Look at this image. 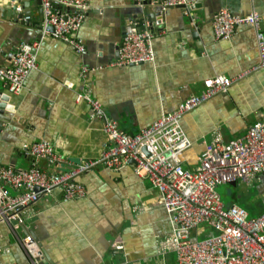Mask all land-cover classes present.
<instances>
[{"label":"crops","instance_id":"obj_1","mask_svg":"<svg viewBox=\"0 0 264 264\" xmlns=\"http://www.w3.org/2000/svg\"><path fill=\"white\" fill-rule=\"evenodd\" d=\"M163 1L89 0L85 22L75 34L83 48L78 53L44 30L40 0H0V66L21 44L34 46L37 61L16 94L0 79V167L28 170L32 160L24 149L38 142L47 143L63 161L60 166L40 161L37 167L46 173L96 164L74 179L83 197L65 200L56 188L23 212L17 230L0 222V264H32L21 245L26 235L40 254L35 264H177L175 253H159L173 224L150 180L134 173L133 162L119 170L100 164L111 143L104 120L86 97L101 106L105 121L119 132L139 133L199 94L205 80L232 79L258 63L251 27L216 41L212 20L222 9L240 16L256 12L264 34V0H186L185 6L171 8H164ZM145 29L153 36L154 60L117 66L126 37ZM259 121H264V69L181 119L191 143L181 155V167L196 172L215 134L227 143ZM218 188L224 208L239 207L249 218L263 213L264 173L249 185ZM193 235L205 239L215 232L202 226Z\"/></svg>","mask_w":264,"mask_h":264},{"label":"built area","instance_id":"obj_2","mask_svg":"<svg viewBox=\"0 0 264 264\" xmlns=\"http://www.w3.org/2000/svg\"><path fill=\"white\" fill-rule=\"evenodd\" d=\"M40 1L44 30L51 27L53 38L82 53L75 34L85 22L89 0ZM185 5L186 0L163 1L164 8ZM260 23L256 12L240 16L222 9L216 14L212 20L216 41L229 40L242 26L255 31L258 63L232 79L216 76L205 80L199 94L186 98L174 111L135 135L123 134L113 123L106 122L101 106L85 96L97 117L104 120V131L111 143L103 152L100 164L119 170L133 162L134 173L150 180L173 224L172 232L159 243V253H175L177 264H264V210L259 217L249 218L239 207L224 208L217 191L221 185L236 182L249 185L257 175L264 173V121L254 123L244 136L228 143H223L221 136L215 134L201 154L194 173L185 171L180 161L190 147L181 119L213 97L227 94L233 83L264 69V34L259 32ZM129 36L117 66L152 62V33L145 29ZM33 49V45L21 44L8 64L0 66V79L12 94L21 91L28 74L37 67ZM24 153L32 160L28 170L0 167V222L12 231L22 226L25 210L56 188L63 191L65 200L83 197L85 191L74 179L96 165L86 163L68 171L46 173L37 167L40 161L56 166L63 163L47 143H35L26 147ZM202 226L210 228L215 236L194 238L193 231ZM21 245L35 264L40 254L32 236L26 235ZM115 245L117 250L123 248L120 241Z\"/></svg>","mask_w":264,"mask_h":264},{"label":"water","instance_id":"obj_3","mask_svg":"<svg viewBox=\"0 0 264 264\" xmlns=\"http://www.w3.org/2000/svg\"><path fill=\"white\" fill-rule=\"evenodd\" d=\"M143 5L144 6H147L148 5V3L147 2H143ZM40 6H41V1H40ZM22 8L20 7V8H17V10H21ZM40 14H42V11H40ZM49 30H51V32L53 31V29L50 27V28H48ZM1 109H2V107H0V111H1ZM4 119H3V117L2 116H0V121H3ZM2 128H3V126H2V124H0V131L2 130ZM143 151H145V149H143Z\"/></svg>","mask_w":264,"mask_h":264},{"label":"rangeland","instance_id":"obj_4","mask_svg":"<svg viewBox=\"0 0 264 264\" xmlns=\"http://www.w3.org/2000/svg\"><path fill=\"white\" fill-rule=\"evenodd\" d=\"M221 190H222V189L218 188V192L220 193L221 198H222L223 200H225V197H224V195H223V193H222Z\"/></svg>","mask_w":264,"mask_h":264},{"label":"bare ground","instance_id":"obj_5","mask_svg":"<svg viewBox=\"0 0 264 264\" xmlns=\"http://www.w3.org/2000/svg\"><path fill=\"white\" fill-rule=\"evenodd\" d=\"M251 126H252V125H251ZM248 129H249V128H248ZM247 131H248V130H247ZM246 133H247V132H246ZM244 135H245V134H244ZM227 143H228V142H227ZM190 145H191V143H190ZM189 148H190V147H189ZM189 148H188V149H189ZM247 215H248V214H247ZM193 232H194V231H193ZM192 234H193V233H192ZM193 237H194V238H198L199 236H195V235H193ZM201 239H203V238H201Z\"/></svg>","mask_w":264,"mask_h":264}]
</instances>
